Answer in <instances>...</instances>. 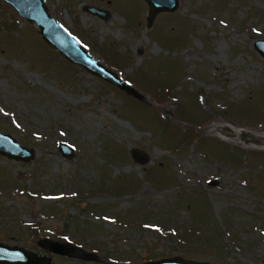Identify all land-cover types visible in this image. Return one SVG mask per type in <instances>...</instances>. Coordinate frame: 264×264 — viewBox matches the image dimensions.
Masks as SVG:
<instances>
[{
	"label": "rangeland",
	"instance_id": "374dc122",
	"mask_svg": "<svg viewBox=\"0 0 264 264\" xmlns=\"http://www.w3.org/2000/svg\"><path fill=\"white\" fill-rule=\"evenodd\" d=\"M46 5L144 100L66 61L0 0V133L35 151L0 155V243L52 264H264V0H179L151 26L145 0Z\"/></svg>",
	"mask_w": 264,
	"mask_h": 264
},
{
	"label": "water",
	"instance_id": "95a60500",
	"mask_svg": "<svg viewBox=\"0 0 264 264\" xmlns=\"http://www.w3.org/2000/svg\"><path fill=\"white\" fill-rule=\"evenodd\" d=\"M11 6L19 15L29 23L34 24L43 41L56 50L69 63L82 67L86 71L94 74L104 81L118 87L128 95L139 100L144 97L135 90L129 82H126L116 72L109 69L82 45L68 30L56 21L50 14L46 5V0H2ZM150 8L147 18L148 25L151 26L154 17L161 12H174L179 7V0H145ZM85 10L101 18L108 16V12L98 7L87 5ZM256 50L264 57V40H257L254 44ZM60 151L66 158L74 156V150L71 146L61 143ZM0 155L16 161H31L35 157V151L32 148L21 145L16 138L10 134L0 133ZM133 158L142 164L148 162L146 154L138 149L133 151ZM52 254L65 257L70 256V247L68 243L52 241L48 245ZM0 264H52V258L39 254L23 247L9 246L0 243ZM147 264H209L196 261H188L180 258L164 259L150 261Z\"/></svg>",
	"mask_w": 264,
	"mask_h": 264
},
{
	"label": "trees",
	"instance_id": "16d2710c",
	"mask_svg": "<svg viewBox=\"0 0 264 264\" xmlns=\"http://www.w3.org/2000/svg\"><path fill=\"white\" fill-rule=\"evenodd\" d=\"M233 152V151H232ZM235 155V154H234ZM233 155V156H234ZM233 162H235L236 164H240L241 163V159L239 158V159H236V160H233ZM237 162H239V163H237ZM195 236H197L196 234H195ZM210 237H208V238H205V241L206 240H208Z\"/></svg>",
	"mask_w": 264,
	"mask_h": 264
},
{
	"label": "bare ground",
	"instance_id": "6f19581e",
	"mask_svg": "<svg viewBox=\"0 0 264 264\" xmlns=\"http://www.w3.org/2000/svg\"><path fill=\"white\" fill-rule=\"evenodd\" d=\"M224 130H225V131H228V129H225V128H224ZM233 134H234V135H238V134H235V133H233Z\"/></svg>",
	"mask_w": 264,
	"mask_h": 264
}]
</instances>
